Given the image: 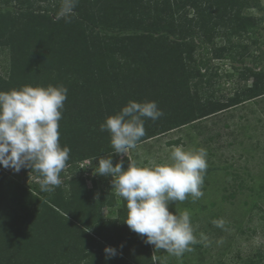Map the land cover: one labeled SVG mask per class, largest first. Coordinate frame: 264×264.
Returning a JSON list of instances; mask_svg holds the SVG:
<instances>
[{"label": "trees", "instance_id": "trees-1", "mask_svg": "<svg viewBox=\"0 0 264 264\" xmlns=\"http://www.w3.org/2000/svg\"><path fill=\"white\" fill-rule=\"evenodd\" d=\"M38 1L47 4L34 7ZM255 1L79 0L70 19L57 20L61 0H0V47L10 52L0 91L66 87L59 133L70 149L62 184L51 193L40 190L31 169L18 172L31 177L25 184L0 166V264H153L149 244L122 221L124 201L83 177L78 164L111 155L113 165L122 160L127 168L100 124L129 101H155L163 111L144 119L141 143L264 95V67L256 69L262 52L254 66L234 68L240 82L252 80L242 95L202 101L190 92L205 76L217 77L212 60L242 63L231 38L258 28L262 18L244 14L260 5ZM222 28L229 47L217 44ZM198 49L205 57H194ZM114 207L118 218L104 219L103 209ZM107 246L114 257L106 256Z\"/></svg>", "mask_w": 264, "mask_h": 264}, {"label": "rangeland", "instance_id": "rangeland-1", "mask_svg": "<svg viewBox=\"0 0 264 264\" xmlns=\"http://www.w3.org/2000/svg\"><path fill=\"white\" fill-rule=\"evenodd\" d=\"M250 1L253 5L256 3L255 0ZM258 1V7L244 13L262 18L258 28H249L231 38L233 45L241 46L232 54L243 52L242 63L212 60L211 64L219 69L217 77L207 75L206 81L190 85V92H196L202 101L215 97L223 102L236 94L242 95L243 88L249 87L252 80L240 82L239 70L234 68L254 66L253 60L261 52V63H257L256 69L264 67V0ZM38 4L44 6L47 3L39 2L34 7ZM6 8L11 9V6ZM219 32L223 34V40L217 39V44L229 47L224 39V29H219ZM197 55L205 57L200 49L196 50L194 57ZM9 60V48L1 46L0 77H6ZM174 147L204 149L207 153L202 197L193 201L189 196L183 202L169 205V211L177 215L185 210L190 213L198 242L180 258L170 256L164 250L155 251L154 246L149 245L153 264H264V95L145 140L126 155L117 154L116 157L121 156L129 163L140 165L165 163ZM97 164L98 158L90 163L86 170L89 177L95 178L100 187L112 188L111 176L93 174V167ZM15 174L25 184L32 181L31 177ZM86 185L91 187V181ZM117 209L104 208L102 216L116 220ZM213 221L222 222V226Z\"/></svg>", "mask_w": 264, "mask_h": 264}, {"label": "clouds", "instance_id": "clouds-1", "mask_svg": "<svg viewBox=\"0 0 264 264\" xmlns=\"http://www.w3.org/2000/svg\"><path fill=\"white\" fill-rule=\"evenodd\" d=\"M78 2L61 0L56 19H70ZM67 91L62 85L0 91V166L16 173L31 169L39 177L42 192L61 186L60 174L69 160L70 149L61 146L59 133ZM161 116L163 111L155 101H129L117 114L106 117L100 130L109 133L113 153L126 155L145 136L144 119L155 121ZM206 156L204 149L174 147L165 163L130 162L126 169L122 160L113 165L111 155L97 156L93 174L112 177L111 190L125 203L127 214L122 221L131 231L155 251L180 258L198 240L190 213L185 210L177 215L169 211V205L189 196L193 201L202 197ZM213 223L222 226L220 221ZM104 252L108 258L117 254L110 246Z\"/></svg>", "mask_w": 264, "mask_h": 264}, {"label": "built area", "instance_id": "built-area-1", "mask_svg": "<svg viewBox=\"0 0 264 264\" xmlns=\"http://www.w3.org/2000/svg\"><path fill=\"white\" fill-rule=\"evenodd\" d=\"M215 61V60H214ZM220 61H222V60H220ZM215 65V64H214ZM216 66V65H215ZM217 67V66H216ZM219 70V69H218ZM115 155H117V154H115ZM105 156H107V155H105ZM103 157V156H102ZM117 159H122L123 157H121V156H119V157H116ZM91 161H92V163H94V161H95V159H86V160H84V161H82L81 163H79L78 164V168L80 169V171L82 172V176L83 177H85V178H88L89 177V173H87L86 172V170H88V167H89V165H90V163H91Z\"/></svg>", "mask_w": 264, "mask_h": 264}]
</instances>
